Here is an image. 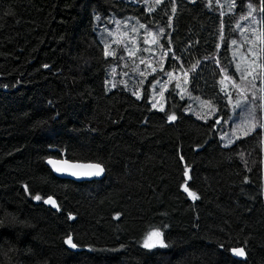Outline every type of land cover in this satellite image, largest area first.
<instances>
[{
    "label": "trees",
    "instance_id": "trees-1",
    "mask_svg": "<svg viewBox=\"0 0 264 264\" xmlns=\"http://www.w3.org/2000/svg\"><path fill=\"white\" fill-rule=\"evenodd\" d=\"M249 2L259 6L0 0V215L18 212L32 222L24 231L0 229V245L18 247L21 264H264V128L227 146L217 137L236 103L228 83L238 81L231 41L244 49L251 46L245 36L254 39L251 31L236 34L237 24L256 30L240 19ZM123 24L145 39L147 32L160 37L159 60L139 51L135 61L122 62L119 48L105 57L106 34ZM109 80L125 83L109 91ZM156 100L165 112L152 108ZM172 113L177 120L168 122ZM48 158L102 160L106 172L99 181L74 183L54 177ZM185 183L199 199L188 196ZM49 196L56 207L43 202ZM161 225L169 247L144 248L145 234ZM68 236L77 248L65 243ZM237 246L245 248L242 260L231 256Z\"/></svg>",
    "mask_w": 264,
    "mask_h": 264
},
{
    "label": "snow or ice",
    "instance_id": "snow-or-ice-1",
    "mask_svg": "<svg viewBox=\"0 0 264 264\" xmlns=\"http://www.w3.org/2000/svg\"><path fill=\"white\" fill-rule=\"evenodd\" d=\"M163 2V0H155V4L156 5H160ZM193 2L195 3L196 0H193ZM213 0H208V4L209 6L212 5ZM220 0H216V3L219 4ZM258 7L253 3V2H249L247 4V14L246 15H242L240 17L241 20H251L252 23H256V13L260 14V23L264 24V0H258ZM230 8L235 7V0H232V3L229 5ZM152 11H154V8L149 7L148 8V12L151 13ZM172 13H175L176 9L172 8L171 9ZM221 16L224 15V12L221 11L220 13ZM97 20H100L101 18L97 15L96 16ZM117 24H119L120 22L117 21ZM238 29H240L241 32H247V31H251L254 34V39L249 40V38L247 36H245V42L249 43L251 46L247 49V54L248 56H251L252 59L248 65L247 68H242L240 66L239 63H237L236 65V70L237 72L240 74V79L242 81H244L247 85V88L242 87L240 84H237L235 81H232L233 87L239 92V94L241 95L242 99L241 100H237L234 107H244L245 105L248 104H256V101L259 100L260 103L258 105H256V107L260 108L261 111H264V96H258L257 92H264V87L261 88H257V81L260 82V84L264 85V47H258V43L259 44H264V29H262L261 31L257 32L254 28H251V25L249 26L248 29H245L243 27H241L240 24H237L236 26ZM139 29H146V25L141 23L139 24ZM131 31L133 33L138 31V28L133 25L131 28ZM164 29L161 28L160 29V33H163ZM109 36L112 35L111 32L108 33ZM124 35H127V33H125ZM148 36H152L151 32H147ZM131 42L134 44L135 43V37L131 38ZM145 44L149 43L148 39H144L143 41ZM152 43H157V39L155 37H153ZM115 43H121V41H115ZM231 43L233 45L237 44V40L233 39L231 41ZM163 47V46H161ZM110 45L105 43L104 45V49H103V55L105 57H109V56H116V52L114 50L110 51L109 50ZM126 51H127V55L129 57H134L136 55V52L139 51V49H133L130 47H127V45H125ZM170 50V49H169ZM143 51H150V49H143ZM167 51H165L163 53V55H167ZM173 56H175V54L173 53ZM120 59H123V56L120 57ZM257 60L262 61L261 63H257ZM141 64H144L145 61L143 59L140 60ZM198 63V62H197ZM45 67H47V65H45ZM125 67H127V65H125ZM147 67L151 68V71L153 73H155L157 71V69L155 67H152L151 63H149L147 65ZM193 68L196 67V65L194 64L192 66ZM259 68L261 69V71L257 72L256 69ZM111 74L113 79L115 78L116 75V68H112L111 70ZM134 71H138V75L140 77H146L147 73L146 71H140L139 70V65H136L134 68ZM161 71H163V69H161ZM221 71H225L223 68L221 69ZM124 75H127V72L123 73ZM165 75L169 78V82L173 79V73L171 71L166 72ZM185 76H187V72L184 73ZM249 77H251V79H249ZM227 79H231V77H226ZM107 83L110 85L109 91L112 88H116L117 87V83H125L124 81H118L116 83H113L112 80L107 81ZM144 80L141 79L139 81V84L143 85ZM161 81L157 80L156 84H153L152 87L153 89L156 88L157 84H160ZM185 83H187V81L185 80ZM221 83H223V81H221ZM181 84L180 83H176L175 85V89H181ZM174 89V90H175ZM248 89H251V93L249 95L248 93ZM223 90V89H222ZM164 91L165 88L163 85H161L160 91H159V96L160 97H164ZM134 96L137 97V99L140 98V94L139 92H133L132 93ZM226 95L228 96L229 101L231 102V93H227ZM153 100H155V95L152 98ZM202 103H206L209 104V106H211V102L210 101H204ZM191 106H189L190 108ZM152 108L156 109L158 108V110L160 112H165V108L163 106V104L159 101L156 100L154 103H152ZM212 111L215 112L216 109L212 108ZM250 115H251V110H250ZM166 120L168 122H174L177 120V115L175 113L172 114H166ZM216 123H220L219 120L216 121ZM246 126L245 130H244V135L247 136L252 132H255L256 128H264V117L261 118H257L255 116H252V119L250 121L246 122ZM94 130V129H93ZM228 139V144H232L234 141L228 137V134L225 133L224 137H222V139ZM227 146V145H226ZM242 155V154H241ZM72 158H68V159H52L49 158L47 159V164L50 165L52 167V169L59 174H66V175H70L72 177L78 178V179H84V178H94V177H101L103 174H105L106 172V165L104 164V162L102 160L97 161V162H93V163H87V164H75V163H71ZM181 160L184 159L183 156L180 157ZM245 164H247V162L245 161ZM184 176L185 177H189V171L187 169V167L184 170ZM184 191L188 194L189 197H191L192 199L196 200L199 199V196L196 194V192L191 191L190 187L187 185V183L182 185ZM34 199L36 201H40L42 199V197L40 195H36L34 196ZM43 202L45 204H50L53 207L57 206V202L52 199L51 196H49L47 199H44ZM0 212H2V209H0ZM70 219H75V217H69ZM117 219H119V217H117ZM166 227V225H161L159 227L153 228L152 230H150L145 238L143 239V247L146 249H153L156 247H160V248H168L169 244L165 242V237H164V232L162 231V229ZM65 243L68 244L71 248L75 249L77 248V243L73 242V238L72 236H68L65 240ZM232 253L236 256H240L243 257L246 255L245 252V248L244 247H233L231 249Z\"/></svg>",
    "mask_w": 264,
    "mask_h": 264
},
{
    "label": "rangeland",
    "instance_id": "rangeland-1",
    "mask_svg": "<svg viewBox=\"0 0 264 264\" xmlns=\"http://www.w3.org/2000/svg\"><path fill=\"white\" fill-rule=\"evenodd\" d=\"M213 3L215 5H217L215 0H213ZM218 8H219L218 10H221V4L219 5ZM255 15H256V21L257 22L254 23V24L256 26L257 32H259V31H261L260 30V26H259V17H258L257 14H255ZM257 17H258V19H257ZM242 27L244 28V26H242ZM115 30H116L115 33L111 32L112 33L111 36L108 35L109 32L106 34V38H107L106 43L110 45V48H109L110 51H112V50L117 51V48H119L123 52L122 62H125L126 60L135 61L136 58H137L136 55L138 54L139 51H143V49H150V51H143V52L148 53V54L152 53V55H154L157 58V60H159V56L160 55L158 54V52H155L156 51L155 50V46L157 48L159 47L160 37L158 38L157 43H152L151 41H152L153 37H156V36H154L152 34V36H149V38H148L149 43L145 44L143 42L144 39H145L143 37L144 34H142L140 36V34H138V31L133 33L131 31V28L127 27L126 24H123V27L116 28ZM125 33H127V35H124ZM242 33L243 32H241L240 29L237 30V32H236L238 37H241ZM132 37H135V43L134 44L131 42V38ZM115 41H121V43L118 44V43H115ZM142 44H144V46ZM125 45H127V47H130V48H133V49H137L138 48L139 51L136 52V55L134 57H129L127 55V51H126ZM259 45L262 47V44H259ZM247 49H248V47L244 48V49H241L239 44L234 45L232 59H233V64L235 66V70H236L237 63H239L242 68H247L248 67L252 57L248 56ZM150 58H152V56ZM261 62L262 61L257 60L258 64L261 63ZM256 71L259 72V71H261V69L257 68ZM236 77L238 79V81L236 83L238 84L242 80L240 79V74L237 72V70H236ZM249 79H251V77H249ZM242 82H244V81H242ZM228 83L233 86L232 81H229ZM256 83L258 84V89L261 88L260 82L257 81ZM242 87H246L247 88V85L243 84ZM234 90L236 92V94H234L235 95V100L237 101V100L242 99V97L239 94V92L235 88H234ZM257 95L258 96H264V92H257ZM259 103H260V101L257 100L255 105L250 103L248 105H245L244 107H234L235 104L232 106L231 114H230V116L228 118V121H227V122H229V127L228 126H227V128L224 127L220 131L222 133L219 132V136L217 135L218 142L220 143L221 146L228 145V139L227 138L222 139V137H224L225 133H227L228 137H230L234 141L235 139H237L238 136L244 135L245 127L249 126V125H246V122L250 121L252 119V116H255L257 118L263 117L264 111H261L260 108L256 107V105H258ZM203 108H206V106H204ZM250 110H251V115H250ZM201 116H202V114L199 112L197 114V117H201ZM146 234H145V236H146ZM145 236H144V238H145ZM142 245H143V241H142Z\"/></svg>",
    "mask_w": 264,
    "mask_h": 264
},
{
    "label": "clouds",
    "instance_id": "clouds-1",
    "mask_svg": "<svg viewBox=\"0 0 264 264\" xmlns=\"http://www.w3.org/2000/svg\"><path fill=\"white\" fill-rule=\"evenodd\" d=\"M32 226V222L29 218H22L18 212H5L0 215V229L5 227L10 230L20 229L21 231L28 230ZM20 249L14 248L11 243L7 246L0 245V264H21L19 257ZM40 264H44V261H40Z\"/></svg>",
    "mask_w": 264,
    "mask_h": 264
},
{
    "label": "water",
    "instance_id": "water-1",
    "mask_svg": "<svg viewBox=\"0 0 264 264\" xmlns=\"http://www.w3.org/2000/svg\"><path fill=\"white\" fill-rule=\"evenodd\" d=\"M61 159H63V158H61ZM71 163H75V164H87V163H76V162H71ZM44 165L47 167V169L51 172V174L54 177H56L58 179L69 180V181L74 182V183L99 181V180H101L103 178V175H102L101 177L78 179V178L72 177L70 175L56 173L52 169V167L47 164V159L44 161ZM231 256L234 257V258H236V259H239V260H242L243 259V257L236 256L233 253H231Z\"/></svg>",
    "mask_w": 264,
    "mask_h": 264
}]
</instances>
